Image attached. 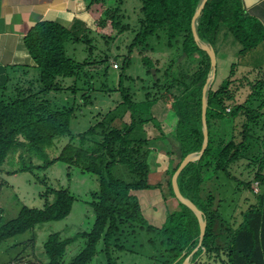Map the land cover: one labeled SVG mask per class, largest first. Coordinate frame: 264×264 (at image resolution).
<instances>
[{
    "label": "trees",
    "instance_id": "trees-1",
    "mask_svg": "<svg viewBox=\"0 0 264 264\" xmlns=\"http://www.w3.org/2000/svg\"><path fill=\"white\" fill-rule=\"evenodd\" d=\"M139 1L138 17L132 29L123 13L125 0H90L89 7H94L101 16L98 30L112 28L110 33H98L101 50L93 45L92 30L79 19L68 27L55 21L37 23L26 35L25 42L40 72L34 78L39 89L24 90L20 87L23 80L13 83L11 77L0 87V172H4L5 163L14 153L19 154L20 166L9 171L10 175L34 173L36 169L45 171L57 161H63L96 175L99 181V189L92 193L90 202L95 221L90 231L79 234L86 242L73 260L66 263L63 258L74 238L63 239L55 232L45 241L44 253L36 252V259L22 257L24 259L16 264H89L99 252L100 243L108 264H119L115 254L135 253L134 245L129 242L137 240L142 230L149 234L150 243L158 246V256H151L158 264H182L199 244V220L192 209L176 197L172 178L183 159L199 151L204 141L203 89L212 63L193 32L192 20L201 0ZM131 29L136 34L128 44L129 56L120 67L118 87L110 89L119 90L122 101L104 116L99 112L95 124L75 139L71 131L75 106H59L49 100L48 95L65 89L62 79L91 81L96 75L108 78L110 61L121 59L114 44L120 35ZM197 29L200 39L210 43L216 51L217 71L208 91L207 149L178 177L182 194L203 211L208 222L202 246L194 253L190 264H264V192H255L251 187L252 180L264 186V138L255 129L261 125L264 130V67L242 75L238 70L240 63L234 62L227 77L217 81L220 34L223 39L232 35L237 40L241 58L264 42V24L250 14L244 0H208ZM70 41L84 42L91 54L98 50L96 59L78 61L70 57L67 50ZM157 44L158 58L155 55ZM137 50L146 67L145 90L150 89L142 100L134 98L132 89L124 84L125 78L132 79L127 70L133 64L132 53ZM90 67H95L96 71ZM98 67L102 69L99 74ZM73 86L69 89L76 92L78 88L74 90ZM92 90L95 91V87L90 85L85 98L92 96ZM157 104L165 107L163 120L153 113ZM149 124L155 127L153 137L146 131ZM64 136H72V141L63 147L58 157L50 159L47 148ZM156 144L163 146V150H158ZM155 151L163 152L168 159L162 167L164 170L158 173L155 170L158 181L151 178ZM249 157L252 161L244 163ZM234 168H241L242 174L235 175ZM165 174L169 178L166 180L171 194L169 200L175 198L177 205L171 208L168 204L166 219L157 227L144 215L135 191L160 188L169 202L162 188ZM221 174L226 176L223 178L226 183L221 180ZM230 182L235 184L233 194L250 189L256 202L246 209L242 221L228 230L226 241L221 244L223 238L220 239L214 227L222 217L224 198L217 200L214 209V197L222 190L225 192ZM41 197L45 201L42 208L23 205L15 218L0 224V243L33 231L37 225L67 218L76 201L67 188L48 187ZM1 215L0 208V219Z\"/></svg>",
    "mask_w": 264,
    "mask_h": 264
},
{
    "label": "rangeland",
    "instance_id": "rangeland-1",
    "mask_svg": "<svg viewBox=\"0 0 264 264\" xmlns=\"http://www.w3.org/2000/svg\"><path fill=\"white\" fill-rule=\"evenodd\" d=\"M139 0H125L123 6V13L125 14V21L132 25V29L136 25V20L138 17V11L140 8ZM101 17V16H100ZM129 30L124 34L120 35L116 40L114 46L118 47L119 52L121 53V59H112L111 64L109 66V77L105 78L103 76L96 75L94 80H87L84 78L75 80L74 78V86L73 89L78 90L75 92L69 88L64 89L59 92H51L48 95V99L53 101V103L59 106H75V115L71 122V131L75 139H77L78 134L85 132L92 125L95 124V120L98 117L99 112H103L101 114L104 116L106 112L110 109H114L117 105L120 104L121 95L119 90H110L115 89V86L118 87V76L122 67V64L125 60V57H128V44L131 43L133 37L135 36V32L133 30ZM92 30V29H91ZM220 42L219 44V55H218V75L217 81H222L227 77L230 71V66L234 62H239L238 70L242 75L253 69H259L264 67V42L259 44L256 48L248 51L243 57H239V49L240 45L237 40L232 36H228L223 39V35L220 34ZM91 36L94 39L93 45H96L97 48L101 50V46L97 40H99V35L97 31L92 30ZM101 39V38H100ZM103 40V39H101ZM105 45V44H104ZM120 47V48H119ZM157 51H155V55L158 58V44L156 46ZM67 50L70 57L82 61L85 58L96 59L98 50H95L93 54H91L88 50V47L84 44V42H68ZM139 50L134 51L133 54V64L130 69L127 70V74L132 75V79H124V84L130 87L131 93L133 92L134 98L138 100H142L145 98L146 93L150 89L145 90V86H147L146 80H144V72L146 67L143 65L141 58L139 57ZM162 59L164 60V56L161 54ZM118 65V66H115ZM120 68V69H119ZM118 69V70H117ZM94 72L96 69H93ZM98 74L102 72L100 67L97 68ZM33 76H29V78L24 77L22 87L26 90L29 87H34L35 90H38V84L36 80H34V76H39V69L33 70ZM111 75V76H110ZM101 78V79H100ZM148 80V79H147ZM153 80V79H152ZM18 79H13V83H16ZM31 81V82H30ZM30 82V83H29ZM152 82V81H151ZM72 84V85H73ZM14 85V84H13ZM91 87H95V91H91L92 96L85 98L84 93L86 89H90ZM12 91V86L10 88V92ZM92 101V103H91ZM86 102V103H85ZM164 105L157 106L153 113L156 118L159 120H163L166 117V110ZM128 119V118H127ZM261 127V125H259ZM255 128L260 137L264 138V130L261 128ZM154 126L149 124L146 126V131L150 137L156 134L154 130ZM238 133L241 130V122L238 125ZM72 136H64L57 139L53 146L47 148V153L50 159H54L59 156L63 147L71 142ZM154 145V144H153ZM158 147V144H156ZM156 147V146H155ZM259 147V145H258ZM163 150V146L161 148L158 147V150ZM258 149V148H257ZM257 153V150H255ZM161 160H159V166L165 167L166 157H164L163 152H159ZM254 155V154H253ZM154 154H152V157ZM250 158V159H249ZM247 160H243L244 163L251 162L252 159L249 157ZM35 162L41 163V161L37 158H34ZM168 160V159H167ZM11 161V163H10ZM163 161V163L161 162ZM158 165V161H157ZM20 166V157L19 154L12 153L10 154L8 161L4 165L5 171L17 170ZM152 172L151 178L153 177L158 181V174L155 173V165L154 160H151ZM232 172L235 175H241V168H234ZM2 173L4 175H2ZM248 173V172H247ZM222 175V174H221ZM5 177V173H0V178ZM245 178L246 175L243 174ZM253 176H251L252 178ZM223 178L226 176L222 175L221 180L225 182ZM2 179V178H1ZM168 175H164L162 180L165 182L162 183V188L164 189L165 195L168 197V200L171 198V194L167 185ZM11 181L13 183L17 182L16 192L13 188L8 186H2L0 182V208L3 213L0 224L3 222H8L12 218L16 217L18 210H20L21 202L24 201L26 205L29 207L42 208L44 206V199L41 197V194L44 193L48 187H53L56 189L67 188L72 194L76 197V201L73 206V210L71 214L61 220V221H53L48 223H43L38 226L35 231H29L24 234L16 236L15 240L12 238L8 242L0 244V264H2L8 256H12L16 251L9 250L10 243L15 241H26L32 239L33 243H36L35 238H37V242H39L38 246H36V252H41L43 249V245L45 241L48 239V236L51 233L58 232L63 239L74 238V240L67 246L63 261L69 263L73 260V258L84 248L86 240L83 237H80L79 234L84 231H90L93 227L95 221V213L90 204L92 200V193L98 189L99 181L96 175L91 173L83 172L78 167H71L69 164L63 161H57L55 164L50 166L45 171L35 170L34 173L22 172L16 174ZM221 181V182H222ZM226 183V182H225ZM15 185V184H14ZM235 184L230 182L229 185L222 190V193L216 194V198L214 197L216 203L214 205V209L217 207V200H220L221 196L224 198L223 208H222V217H220L216 223L214 230L216 233L220 234V239L223 240L219 242L224 244L226 241V237L228 235V230L232 227L237 226L243 219V214L246 209L252 204L256 202L255 195L252 193L250 189H245L244 192L237 193L236 195L232 193V188ZM251 187H256V181H251ZM259 190L264 192V186L259 185ZM207 190V188H206ZM206 192V191H205ZM21 198V202L18 198V195ZM138 198L140 199L141 205H143V212L146 218L149 220L151 224L154 226H161L167 216L168 204L171 208H174V205H177V201L174 200H165L163 197V192L160 188L151 191V189H143L135 191ZM152 194L154 198L150 201L152 204V208L155 210L156 217L151 215V212L147 210L148 196L146 195ZM207 194H204V197L207 198ZM235 195V196H234ZM172 198V199H173ZM222 205V204H221ZM34 238V239H33ZM149 234L142 230L140 231L139 237L137 240H134L132 243L135 247V253L131 252H117L115 254L116 257H119V264H158L156 261L151 259V256H158V246H153L149 241ZM38 247V248H37ZM102 245L99 244V252L93 258V260L89 264H108L106 255L101 252ZM8 249L9 251H6ZM42 253H44L42 251ZM21 259H24L20 256H17L13 264H16ZM12 264V263H10ZM210 264V263H209Z\"/></svg>",
    "mask_w": 264,
    "mask_h": 264
},
{
    "label": "crops",
    "instance_id": "crops-1",
    "mask_svg": "<svg viewBox=\"0 0 264 264\" xmlns=\"http://www.w3.org/2000/svg\"><path fill=\"white\" fill-rule=\"evenodd\" d=\"M244 3L250 14L258 18L264 24V0H244ZM89 5L90 0H0V87L6 84L8 77L12 79H23L24 77L29 78V76H33L32 72L36 70V63L26 46L25 37L28 32L41 21H55L68 27L75 19H79L84 22L88 28L97 31V34L100 32L110 33L112 28L109 26L101 31L98 30L100 13L95 12L94 7H89ZM90 69H95V67H90ZM62 80L65 89L72 86L74 82V78ZM157 106L160 105H155L153 110ZM153 154L154 156L152 158L154 160L155 170L158 173L159 170L161 171L164 169H162L159 164L157 165V161L159 163V160H161L158 151L153 152ZM8 172L9 170L5 171L4 169L5 177H1L2 179L0 178L1 185L4 187H11L15 191L17 182L13 183L11 181L15 175H10ZM2 175L4 174L2 173ZM155 189L158 188H153L151 191ZM16 194L21 202L19 194ZM146 196H148L149 201L146 205L147 210L151 212V215L156 217L155 210L151 207L152 204L150 203L154 196L152 194H147ZM23 205H26L24 201L21 202L20 210ZM20 210H18L16 216L19 214ZM38 226L39 225H37L35 230ZM15 238L16 237L13 239L15 240ZM34 240H36V243H33L32 239L28 240V242L24 240L10 243L8 249H14L16 252L12 256H8L2 264H13L17 256H30L36 259L35 247L38 246L39 242H37V238ZM8 249H6V251H9ZM41 251H44V248L41 249Z\"/></svg>",
    "mask_w": 264,
    "mask_h": 264
},
{
    "label": "water",
    "instance_id": "water-1",
    "mask_svg": "<svg viewBox=\"0 0 264 264\" xmlns=\"http://www.w3.org/2000/svg\"><path fill=\"white\" fill-rule=\"evenodd\" d=\"M208 0H201L200 5L198 9L196 10V13L193 17L192 20V26H193V32L196 41L200 45L202 49L207 51L211 58V63H212V71L207 78L206 84L203 89V107H202V122H203V132H204V141L202 148L199 151L189 153L181 162L180 166L176 170V172L173 175L172 178V184H173V189L175 192L176 197L186 206H188L192 211L195 213L197 216L199 223H200V239H199V244L195 248V250L183 261L182 264H190L191 258L194 255V253L202 246L205 234H206V229H207V219L204 217L203 211L189 198L185 197L179 187L178 183V177L180 173L183 171V169L190 163L199 160L202 155L204 154L205 150L207 149L208 143H209V130H208V124H207V107H208V91L215 79L216 76V71H217V54L214 49V47L205 41H202L200 39V36L198 34V19L200 18V15L202 13V10L204 9L206 3Z\"/></svg>",
    "mask_w": 264,
    "mask_h": 264
},
{
    "label": "built area",
    "instance_id": "built-area-1",
    "mask_svg": "<svg viewBox=\"0 0 264 264\" xmlns=\"http://www.w3.org/2000/svg\"><path fill=\"white\" fill-rule=\"evenodd\" d=\"M118 66V65H115ZM259 182L256 181V187H254L255 192H259Z\"/></svg>",
    "mask_w": 264,
    "mask_h": 264
}]
</instances>
